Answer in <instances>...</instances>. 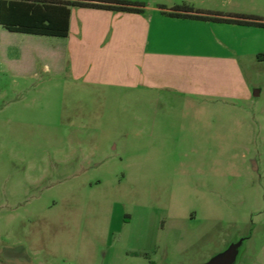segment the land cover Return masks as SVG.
<instances>
[{
	"label": "rangeland",
	"instance_id": "obj_1",
	"mask_svg": "<svg viewBox=\"0 0 264 264\" xmlns=\"http://www.w3.org/2000/svg\"><path fill=\"white\" fill-rule=\"evenodd\" d=\"M216 1L264 18V0ZM26 36L0 26V264H204L240 241L244 264L264 240L254 113L76 81L58 38Z\"/></svg>",
	"mask_w": 264,
	"mask_h": 264
},
{
	"label": "crops",
	"instance_id": "obj_2",
	"mask_svg": "<svg viewBox=\"0 0 264 264\" xmlns=\"http://www.w3.org/2000/svg\"><path fill=\"white\" fill-rule=\"evenodd\" d=\"M134 1L145 6L144 14L71 9L69 35L58 38L49 55L61 64L67 62L76 81L184 95L214 111L222 106L254 113L253 122L264 126V105L260 108L258 101L264 96V62L258 59L264 54V28L171 17L160 9L189 4L204 12L232 14L217 8L216 0ZM24 35L22 41H35L34 36ZM4 42L8 63L23 58L24 49L15 51L7 45V34ZM262 179L264 187V175ZM247 255L244 264H264V240ZM203 257L199 255V260Z\"/></svg>",
	"mask_w": 264,
	"mask_h": 264
},
{
	"label": "trees",
	"instance_id": "obj_3",
	"mask_svg": "<svg viewBox=\"0 0 264 264\" xmlns=\"http://www.w3.org/2000/svg\"><path fill=\"white\" fill-rule=\"evenodd\" d=\"M73 8L131 14H144L146 11L143 4L127 0H0V24L14 33L66 38L69 35ZM160 9L171 17L264 28V18L257 16L204 12L189 4L178 5L172 9L160 6ZM258 59L264 62V54H260Z\"/></svg>",
	"mask_w": 264,
	"mask_h": 264
},
{
	"label": "water",
	"instance_id": "obj_4",
	"mask_svg": "<svg viewBox=\"0 0 264 264\" xmlns=\"http://www.w3.org/2000/svg\"><path fill=\"white\" fill-rule=\"evenodd\" d=\"M242 243L243 241H240L231 245L226 251L217 254L204 264H236Z\"/></svg>",
	"mask_w": 264,
	"mask_h": 264
}]
</instances>
